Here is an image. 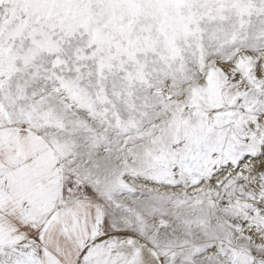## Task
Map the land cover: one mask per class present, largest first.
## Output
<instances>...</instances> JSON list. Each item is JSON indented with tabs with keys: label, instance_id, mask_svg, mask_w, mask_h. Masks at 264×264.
<instances>
[{
	"label": "snow or ice",
	"instance_id": "snow-or-ice-1",
	"mask_svg": "<svg viewBox=\"0 0 264 264\" xmlns=\"http://www.w3.org/2000/svg\"><path fill=\"white\" fill-rule=\"evenodd\" d=\"M0 264H264V0H0Z\"/></svg>",
	"mask_w": 264,
	"mask_h": 264
}]
</instances>
